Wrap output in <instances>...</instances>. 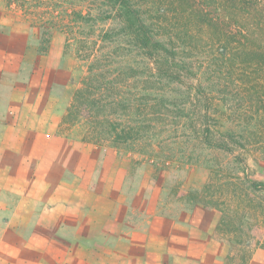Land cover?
Instances as JSON below:
<instances>
[{"label":"trees","instance_id":"1","mask_svg":"<svg viewBox=\"0 0 264 264\" xmlns=\"http://www.w3.org/2000/svg\"><path fill=\"white\" fill-rule=\"evenodd\" d=\"M0 1L5 8H64L68 2ZM102 1L147 62L144 69L130 60L115 67L113 56L82 54L91 59L88 76L62 122L83 121L84 140L155 156L163 170L172 163L207 169L190 199L221 211L218 233L230 245L228 264H248L264 245V181L253 177L264 160V0H149L150 19L145 0ZM174 4L180 10L169 7ZM199 43L208 48L206 60L191 55ZM140 80L143 86L128 96L123 87ZM229 98L237 99L230 111ZM236 113L238 132L228 122ZM173 136L178 151L155 152Z\"/></svg>","mask_w":264,"mask_h":264},{"label":"crops","instance_id":"2","mask_svg":"<svg viewBox=\"0 0 264 264\" xmlns=\"http://www.w3.org/2000/svg\"><path fill=\"white\" fill-rule=\"evenodd\" d=\"M15 62L0 48V264H226L216 210L172 211L126 156L63 132L55 75Z\"/></svg>","mask_w":264,"mask_h":264},{"label":"rangeland","instance_id":"3","mask_svg":"<svg viewBox=\"0 0 264 264\" xmlns=\"http://www.w3.org/2000/svg\"><path fill=\"white\" fill-rule=\"evenodd\" d=\"M145 3L147 4L145 8L151 10V14H147V18H149L154 7L149 6L152 4L149 0H145ZM169 7L177 8V10L181 8L178 4ZM175 15L176 13H170L168 17L173 18ZM203 38L204 42H209L208 38ZM95 41L96 43H94ZM0 48L9 54L11 53V58L13 57L19 62L18 66H15L17 63L15 62L9 67L12 77L15 76V71L19 67L24 77L29 70L35 69L42 75L54 74L56 77V97L62 101L63 106L69 104L68 108L75 91L88 76L91 59L82 57V54L85 56L91 52H97V56H113V60L116 62L114 63L115 67L130 60L131 63L144 69L147 62L141 51L135 48L129 37L124 34L122 23L116 16L114 9L102 0H84L80 3L77 0H68L64 8H5L4 3L0 1ZM194 54L199 55L195 58L206 60L208 48L199 43L198 49L191 55ZM206 65L207 62L204 63V68ZM18 77L20 79V73ZM140 86H143L141 80L128 87H123V90L128 96H133ZM173 93L175 95L182 94V92L177 91ZM235 94L234 92L228 95L233 98ZM230 100L228 111L237 106V99ZM239 119H241L239 113L230 115L228 119L229 124L236 125L234 130L237 132L239 131L237 126L240 122ZM87 128L88 125L83 121L73 126L62 124L63 132L72 130L71 133L78 138H83L86 135ZM177 140L179 139L173 136L170 141H166L157 147L155 152L166 153L169 148L178 151L179 147L175 142ZM105 148L111 150L112 155L117 151V149ZM118 150L120 156H126L127 163H131L135 167L133 180L150 175L154 182L158 181L160 186L158 189L163 192L161 195L164 198H169V202L172 203V211H176L181 205L204 206L202 203L190 199H193V194L203 187L207 179L208 171L203 166L172 163L163 170L154 165L155 156L131 152L125 148ZM186 151L190 152V149H186ZM208 157L213 156L208 155ZM219 158L230 159L229 155L226 154H221ZM256 168L253 177L264 181V160L257 164ZM262 201L264 203V194H262ZM208 209L216 210L221 219V211L215 208ZM216 231L217 236L223 240L219 236L218 226ZM223 242L228 244L225 240ZM263 247L264 245L259 248ZM225 263H229L228 259L225 260Z\"/></svg>","mask_w":264,"mask_h":264}]
</instances>
